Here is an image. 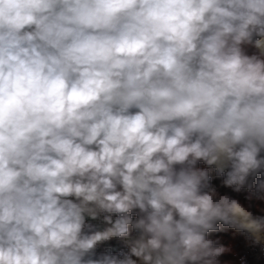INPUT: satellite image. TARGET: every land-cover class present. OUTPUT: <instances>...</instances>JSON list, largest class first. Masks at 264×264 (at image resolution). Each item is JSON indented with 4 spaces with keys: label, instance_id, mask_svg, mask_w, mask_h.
<instances>
[{
    "label": "clouds",
    "instance_id": "1",
    "mask_svg": "<svg viewBox=\"0 0 264 264\" xmlns=\"http://www.w3.org/2000/svg\"><path fill=\"white\" fill-rule=\"evenodd\" d=\"M0 264H264V0H0Z\"/></svg>",
    "mask_w": 264,
    "mask_h": 264
}]
</instances>
